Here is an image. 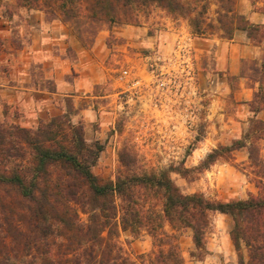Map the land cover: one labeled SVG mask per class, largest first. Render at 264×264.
Segmentation results:
<instances>
[{
	"label": "rangeland",
	"instance_id": "obj_1",
	"mask_svg": "<svg viewBox=\"0 0 264 264\" xmlns=\"http://www.w3.org/2000/svg\"><path fill=\"white\" fill-rule=\"evenodd\" d=\"M206 1V31L195 35L186 19L155 5L134 10L139 22H95L65 20L54 1L0 0V121L33 128L71 112L87 143L102 145L92 169L105 180L125 170L122 152L133 170L174 168L170 176L186 194L215 202L258 195L264 139L255 143L256 159L241 148L200 168L213 149L242 139L253 119L264 121V109L254 114L249 106L264 79L250 69L261 66L264 43L242 30L225 38L218 0ZM253 8L236 0L249 19ZM210 219L202 259L193 255L190 228L166 225L184 264H239L231 217L211 211ZM118 240L132 260L155 264L159 246L146 230H120ZM241 252L247 257L243 243Z\"/></svg>",
	"mask_w": 264,
	"mask_h": 264
},
{
	"label": "trees",
	"instance_id": "obj_2",
	"mask_svg": "<svg viewBox=\"0 0 264 264\" xmlns=\"http://www.w3.org/2000/svg\"><path fill=\"white\" fill-rule=\"evenodd\" d=\"M49 1L57 4L65 20L95 22H139L134 10L155 5L186 19L193 34L206 31V0ZM250 1L255 12L264 14V0ZM217 14L225 38L233 39L235 31L242 30L255 45L264 43V24L239 13L236 0H218ZM250 69L264 76V56L260 67ZM263 81L249 103L254 114L264 109ZM70 114L40 120L33 128L0 121V264H139L119 244L120 230L149 233L159 246L152 263L184 264L177 236L166 225L173 231L190 228L193 255L202 259L211 211L231 217L230 237L239 264H264V184L258 195L215 202L199 192H182L170 176L174 168H129L122 152L125 170L115 180H105L92 169L102 145L87 143L83 126L73 123ZM260 139L264 121L253 119L242 139L213 149L200 168L220 157L232 158L241 148L256 159L255 143ZM184 171L186 175L189 170Z\"/></svg>",
	"mask_w": 264,
	"mask_h": 264
},
{
	"label": "crops",
	"instance_id": "obj_3",
	"mask_svg": "<svg viewBox=\"0 0 264 264\" xmlns=\"http://www.w3.org/2000/svg\"><path fill=\"white\" fill-rule=\"evenodd\" d=\"M249 17L251 20H254L256 23L264 24V14H262V13L252 12ZM253 49H255L254 51H257L256 46L253 47Z\"/></svg>",
	"mask_w": 264,
	"mask_h": 264
}]
</instances>
